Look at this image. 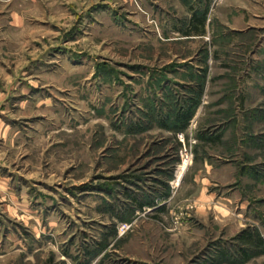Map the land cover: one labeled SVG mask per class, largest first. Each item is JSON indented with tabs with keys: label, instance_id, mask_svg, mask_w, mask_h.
Instances as JSON below:
<instances>
[{
	"label": "rangeland",
	"instance_id": "1",
	"mask_svg": "<svg viewBox=\"0 0 264 264\" xmlns=\"http://www.w3.org/2000/svg\"><path fill=\"white\" fill-rule=\"evenodd\" d=\"M0 264H264V0H0Z\"/></svg>",
	"mask_w": 264,
	"mask_h": 264
}]
</instances>
